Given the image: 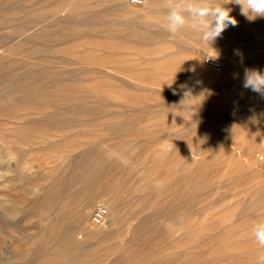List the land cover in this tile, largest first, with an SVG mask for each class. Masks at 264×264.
Wrapping results in <instances>:
<instances>
[{
	"label": "rangeland",
	"instance_id": "1",
	"mask_svg": "<svg viewBox=\"0 0 264 264\" xmlns=\"http://www.w3.org/2000/svg\"><path fill=\"white\" fill-rule=\"evenodd\" d=\"M18 1L17 5L23 7V10L16 14L19 19L15 24L9 22L5 29L11 31L18 27L21 30L17 33L11 32L7 41L5 39L2 44L7 47V44L11 43L10 40L20 41L24 49H20V54L14 57L6 56L7 59L4 57L0 60V264H30L37 257L39 248L54 250L52 245L56 241H48L46 237V240L38 239L42 231H47L50 227V222L62 203V197H59V200H50L48 195L51 191L52 194L60 192L63 180L71 181L77 166L83 162H89L91 168L99 169L114 161L118 167V172L113 175L115 186L111 195L94 197L86 219L91 230L117 232L125 229L131 220L128 218V222H125L120 218L123 214L126 215L128 210L130 214H137V209L131 204L135 199L137 204H133L141 211L140 213L137 210L139 216L150 217V230H158L153 233L151 231V234L147 232L148 236L146 233L141 234L146 236L145 238L150 237V240L152 238L153 243L149 241L148 244L154 245L155 249L162 248L163 252L174 251L181 256L186 255L185 250L177 247L176 243L182 237V231L174 229V221L166 218L169 215L162 211V201L158 198L162 190L171 187L170 183L175 177L185 172L182 162L184 157L173 153L175 140L183 138L189 144L186 152L194 155L193 160L197 158L193 172L198 173L199 170L195 167L199 158L211 155L220 148L214 146L218 131L210 126L212 117L231 116L240 126L253 123L264 125V96L243 88L242 80L229 79V75L217 86L209 87L208 84L200 83L194 68L183 63L186 56H195L192 52L194 44L200 45L188 36L179 41L178 38H172L174 42L176 40L175 44L178 43L177 46L169 43L144 45L121 38L120 35L124 34L122 27L129 20L151 10L148 0H140L138 3L127 0L126 11L121 6V0H79L80 9L71 15L72 19L68 18L67 13H49L42 18L34 11L43 5L51 6L55 0ZM161 1L166 0H155L158 4H162ZM212 2L221 3L222 0ZM156 7L157 4L154 8ZM225 7L232 9L231 16L236 14L233 17L240 19L237 20L240 21L237 26L239 30L230 26L231 31L237 29L232 33L236 32L238 35H225L228 31L225 30L209 47L203 44L202 54H198L200 71L207 74L225 73L224 66L220 72L206 67L203 57L212 55L224 65V57L213 46L219 42H231L235 46L224 55L234 59L236 71L248 68L264 73V17L249 21L241 15L238 5L226 4ZM163 8L169 9L165 6ZM57 20L64 22L57 26L54 24ZM71 20L76 24L74 28ZM41 26L45 30L44 33L48 34L45 38L34 36L42 31ZM151 29L158 33L165 31L162 25H155ZM107 30L119 35L118 38L106 35ZM56 31L66 34L68 40L64 39L65 43H60L59 39L55 38ZM73 31L78 33L74 38L70 35ZM255 34H259L261 38L256 36L257 39ZM5 46L1 47V53ZM166 54L175 57L174 64L155 68L148 63L151 58L163 57ZM147 70L152 71L150 75L158 79L159 84L144 83ZM240 72L244 75L243 70ZM37 87H41V93ZM218 89H224L234 95L230 98L212 97ZM176 94L182 96L185 102L175 101ZM25 96L31 99H20ZM229 101L232 103L224 105ZM212 102H217L221 105L220 108L214 107ZM161 114L166 117L158 118ZM146 115L151 117V121L140 123L138 116L142 118ZM212 141L213 143H210ZM207 142L209 146L206 150L203 149L202 154L194 153L195 147ZM161 152L164 162L159 165ZM210 166L219 168L210 170L212 183L209 187L199 188L198 197L203 199L194 203L192 208L196 212L192 221L198 222V226L202 219L220 212L233 211L238 200L244 203L243 208L247 205L249 207L250 201L243 189L255 182L248 181L249 179L245 182L244 178V181L235 183V176L224 177L222 172L225 162L220 158H212ZM261 169L264 173V168ZM131 173L141 175V184L146 188L145 191L126 186L124 188L123 184L131 177ZM76 188L77 185H72L70 193L73 194ZM171 191H167V194ZM115 193L123 197L122 199L117 195V198H120L118 203L120 208H125H122V211H127L118 214V217L121 215L117 218V224L120 226L117 228V224H111L112 216L107 217L105 226L103 223L93 224L91 214L96 204L104 203L105 198ZM262 195L263 193H260L258 197L261 199ZM75 203L73 206L77 205ZM124 203L127 205L124 206ZM182 204H186L185 198L177 199L174 206L180 208ZM262 204L264 205V200ZM128 205L134 212H131ZM260 209L253 210V214L263 212L262 208ZM125 215L124 220L127 216ZM176 216L179 217V212H176ZM135 221L131 222L136 224L137 220ZM225 226V222H222L221 227L217 228ZM211 233L210 235H213ZM199 234L195 232L190 235V244L194 243ZM133 236L131 237L130 233L122 237L119 235L109 243L120 245L121 242L125 243V238L132 243L136 238ZM63 237L64 233L58 238ZM94 240H80L83 247L91 244L90 247H82L76 252L72 250V255L80 257L83 256L82 253L92 251L91 249L95 248ZM97 249L100 247L95 248ZM108 254L111 256L107 261L117 257L110 252ZM224 262L208 260L194 264Z\"/></svg>",
	"mask_w": 264,
	"mask_h": 264
},
{
	"label": "bare ground",
	"instance_id": "2",
	"mask_svg": "<svg viewBox=\"0 0 264 264\" xmlns=\"http://www.w3.org/2000/svg\"><path fill=\"white\" fill-rule=\"evenodd\" d=\"M17 1L18 0H0V49L1 47L6 45V44H2V42L5 39L7 41L9 35H11V32L17 33L18 31L21 30L18 27L17 29H13V30L11 29V31L5 29L8 27L7 24H9V22H13L14 24L15 22H17L19 17L16 14L19 13L18 11L23 10L22 6L17 5L19 3V1L18 2ZM171 2L172 0H166L162 2L163 4L162 5L161 3L158 4L157 2H155V0H148V5L149 7H151V10L143 14L137 15L135 18L129 20V22L122 27L124 30V34H122V36L120 35V37L123 38L124 40L134 41L136 43H140L144 45L153 44V43H160V44L169 43L177 46L178 43L175 44L176 40L174 42V39L172 38L175 39L178 38L177 41H179V39L188 36L190 39H193L194 41L200 43V45L197 46L196 44H194V46L192 47V52H194L195 56L191 58H188L186 56L183 63L188 67L194 68L195 72L198 73L199 76L198 80L200 81V83L208 84L207 86L209 87L214 85L217 86L221 83L222 80H224L226 75H229V79L235 81H240V80L243 81L244 75L241 74L242 72L240 71L242 70L245 71V69H240L239 71L238 70L236 71V69L234 68L236 64L234 59H232L231 57H226L224 55L227 52V50L235 46L234 43L231 42H224V43L219 42L215 46L212 45L221 54V56L224 57L223 59L224 65L222 66H224L225 68V73L207 74L200 71L198 54L199 55L202 54L203 44L209 47L212 43L209 45L202 42L200 37V32L197 29L192 28L190 25L185 26L175 36H171L167 32L166 17L168 10H165V8L163 7L165 6L168 8ZM127 3H128L127 0H121V4H122L121 6L124 11L127 10L125 7ZM155 4H157L156 8H154ZM79 9H80L79 0H55L51 6L43 5L38 10H34V11H37L38 13L36 12V14H38L42 18L47 16L49 13H52L54 15L67 13L68 18L70 19L72 17L71 15H73L75 11ZM34 11H31V13L35 14L33 13ZM24 12L26 11L24 10ZM235 15L236 14H234L233 16ZM236 20H240V19L236 18ZM71 21L74 28L75 22L73 20ZM61 22H64V20H57L54 24L57 25ZM239 22L240 21H238V25ZM262 22L264 23V21ZM155 25L164 26L165 31L162 33L155 32L154 30L151 29ZM71 26L69 28L73 30ZM257 26H259L258 23ZM257 26H255V28ZM236 28L234 29L237 30L238 28L237 29ZM41 30H42L41 32L35 34L34 36L37 35L38 37H42V36L44 38L47 37L48 34L46 35L44 33L45 30L43 29L42 26H41ZM233 30L231 31V28L229 26L226 29L227 33H225V35H229V36L238 35V33L236 32L232 33ZM110 31L111 30L109 31L107 30L106 35L114 36L115 38H118L119 35ZM55 34H56L55 38L59 39L60 43H65L64 39L68 40L65 37L66 34H62V32L60 31H56ZM77 34H78L77 32L73 31V33H71L70 35H72L74 38ZM256 36L257 34H255V37ZM259 36L260 35L258 34L257 37L260 39L261 37ZM10 41L11 43L7 44V47L5 46L6 48H4L3 52L2 53L0 52L1 54L0 60L4 57L6 58V56L14 57V55L20 54V51H22L20 49L23 48L21 47L23 43H21L20 41H13V42L12 40ZM174 58L175 57L173 56L170 57V54H166L163 55V57L151 58L152 60H150V62L148 63L154 65L155 68H163L164 66L170 65L171 63L174 64L175 62ZM102 70L106 71L105 69ZM151 72H152L151 70H147V73H145L146 77L144 83L146 85L159 84L157 82L158 79L150 75ZM128 87L130 86L128 85ZM40 89L41 87L38 88V92H40ZM215 91L216 94L212 97L225 96L230 98L234 95L228 91H225L224 89H218ZM40 93L38 94L41 95ZM155 94L160 96V94L157 93ZM26 97L27 96L20 99L24 100ZM27 99H31V98L27 97ZM174 99L175 101L179 100V102L180 101L182 102L184 98L176 94L174 95ZM183 102H185V100ZM231 103L232 102L229 101L224 105H228ZM212 105L217 108H220L221 106L217 102H212ZM224 105H222V107ZM138 117H139L138 121H140V123L142 124H144V122L147 123V121L148 122L151 121L150 120L151 117L148 115L142 118H140V116ZM162 117L164 118L166 116L161 114V117L158 118H162ZM210 126L211 128L218 131V139L217 141L214 142L215 143L214 146L216 147L219 146L220 147L219 150L217 149L218 151H214L211 155H206L199 158L198 160L199 163H197L198 165L195 167L199 170V172L194 173L193 169H194V165H196L197 161L195 162V160L197 158L193 160L192 157L194 155L186 152V149L188 148L189 144L186 143V140H184L183 138H180L179 140H175L176 144L174 145L175 147L173 153L176 155L180 154L184 157L182 158V162H184L185 172L182 175L178 173L179 176L176 174V176L178 177H175L172 183H170L171 187L169 186L167 190L165 189L166 191L162 190V192H160L158 195V198L160 197L159 199L162 201L161 204L162 211L166 212L167 215H169L166 218L172 222L174 221V226H175L174 229L176 228L177 230L182 231L181 232L182 237H180L176 241V243H177V247H181V249L185 250L186 255L181 256L175 253L174 251L163 252L162 248L155 249L153 248L154 245L151 244L149 245L148 242L149 241L151 242L152 238L150 240V237L145 238L146 236L143 237L142 235L146 233L148 236L147 232L150 233L152 231L149 228L151 227L149 225L151 224V222L148 220V218L150 217L145 218L142 214L141 215L143 217L139 216L140 214H138L137 212L138 208H136L137 205L133 204V202H135V199L134 200L131 199L133 200V202L131 201L130 202L132 206L135 207V210L137 209L136 210L137 214H135V212L132 210L133 208L130 209L131 206L129 205L128 208L131 210V212L134 213L130 214V211L128 210L127 207L126 208L129 214L127 213V211L125 212L124 211L125 208L123 206L120 208L121 205H119L120 203H118L120 198L123 199V197H120L118 193H115L113 196H110L109 198L107 199L105 198L103 200L104 204L108 209L107 217L112 216L111 224L114 226L119 222L117 218H119L121 215L118 217V214L119 212H123V211H124L123 213H127L128 215L126 214L127 215L126 216L125 214H123V216L124 215L126 216L125 217L126 219L124 220L123 216L120 219H123V221L125 222H128L129 219L131 221L137 220V223L134 224V222L129 221L130 224L128 223L125 229L118 230L117 232L115 230H114L115 232L113 231L109 232L108 230L105 231L91 230L90 227L88 226L89 224L87 225L86 219L91 210L94 197L104 194L111 195L112 189L115 186V180L113 175L114 173L118 172L116 171L118 167L114 161L105 164L104 166L107 165L105 168H99V169L91 168L89 162L87 163L83 162L79 165V167L77 166L76 168L77 170L74 171L75 173H73L74 176L71 181L63 180V183L61 184L60 187V192L56 194H52L53 192L51 191L49 195L47 194L48 196H50V200H57V199L59 200V197H62V203L60 204V207L56 212L55 217L50 222L51 223L50 227H48L47 231H42V233L38 236V239H43L46 237L48 241L53 240V242L54 241L56 242H54L53 245L51 244L54 248L53 251H49L45 247L41 249L39 248L37 252V257L35 258L34 261L30 262V264H96L103 262H105V264H110L111 262H112L111 264H177L178 261L180 262V264H194L208 260L211 262H217L221 260L222 262L225 261L226 264H256L258 256L261 253H264V249H262L257 244V242L255 241L252 235L253 225L258 221L264 220V205L263 204L261 205V202L264 200V173L262 172L261 169L264 168V125L253 123L252 125L240 126L238 122L235 121V119L231 116L230 117L215 116V118L212 117V120L210 121ZM203 143H200L198 147H195V151H194L195 154H202L203 149L206 150V147L209 146L208 142L205 145H203ZM210 143H213V141ZM159 155H160L159 165H162L164 162L162 152ZM212 158H220L225 162V169L224 172H222V175L224 177L229 178V176L231 175L235 176L236 177V179L234 180L235 183H240L241 181H244L243 180L244 178H245V182H248L250 180L251 182L255 180V182L248 185L245 189H243V193L247 198H249L248 199L250 201L249 207L248 205L247 207H245L246 206L245 203L244 206L245 208H243L242 206L244 205V203H242L241 200H238L236 202L237 204L234 207L235 209L233 211L224 212V213L220 212L211 217L210 216L207 217V219L205 220L202 219L201 221L202 226L200 224L199 226H201V228H199V226L197 225L199 223L192 221V218L196 214V212L192 208L194 207L193 206L194 203L203 199V197L202 198L198 197L199 195L197 194V191L199 190V188L205 186L209 187L210 184L212 183L209 177L210 170H216L219 168V167L210 166ZM130 176L131 177L128 178V180L125 181V183L123 184L124 188L126 186V188L132 187L135 190L145 191L144 189L146 188H144V186L141 184L142 183L141 175L131 173ZM247 179L249 180L247 181ZM74 184L77 185V188L72 194L70 193L69 189ZM124 188L122 187V190ZM170 190L172 191L169 192V194H167V191ZM260 193H263L261 199L258 197ZM117 195L120 198H117ZM181 198L186 199V204L184 205L182 204L183 206L181 207L179 206L180 208H176L174 206V203L177 201V199H181ZM122 201L120 202L123 205ZM74 202H76L77 205L73 206ZM127 202L129 201L127 200ZM135 203L137 204V202ZM126 205L127 204L124 203V206ZM122 208H124L123 211ZM260 208H262L263 212L258 213V215H255V213L253 214V210L256 211ZM139 212L141 213V211ZM176 212H179V217L176 216ZM107 217L102 224L103 226L106 225ZM177 220L180 221L178 224H175ZM216 222L219 223L217 224ZM222 222H225L226 224L224 228H220ZM122 224L123 222L121 223V225ZM119 226L120 225L117 224V228ZM217 226L220 227L217 228ZM215 230L217 231L215 232ZM155 231L158 232V230L156 229L151 233ZM195 232H198L200 234L198 235L197 238L195 237L196 238L195 240L193 239L194 243L190 244L189 237L192 233ZM63 233L65 234V237L59 239L58 237ZM127 233H130L131 237L135 235L136 237L134 238V240L136 239L135 242L133 240L131 243V241H129L128 238L127 239L125 238V243L122 244L121 242L120 245H113L109 243L111 240L113 241V239L116 236L120 235V237H122L124 234ZM210 233L213 235H210ZM139 235H141L142 237L140 238ZM89 238L93 240L97 239V241L94 240L95 243L93 245L95 246V248L100 247V249L95 250V248H92L91 249L92 251H89L87 253L84 252L82 253L83 256L81 255L80 257H77L79 255L77 256L72 255L73 254L71 253L72 250H75L73 252H76L77 249L80 250L82 249L83 244L82 242L79 241L80 240L86 241ZM130 240H132V238ZM151 243H153V241ZM89 245L84 247L85 248L90 247ZM196 248L197 250H195ZM109 252L117 256L115 260L107 261V259L111 256L108 254Z\"/></svg>",
	"mask_w": 264,
	"mask_h": 264
},
{
	"label": "clouds",
	"instance_id": "3",
	"mask_svg": "<svg viewBox=\"0 0 264 264\" xmlns=\"http://www.w3.org/2000/svg\"><path fill=\"white\" fill-rule=\"evenodd\" d=\"M133 2L138 3L140 0ZM226 4L238 5L241 15L249 21L264 17V0H222L221 3L212 0H172L166 17V31L175 36L185 26L190 25L200 32L202 42L210 45L229 26H238L236 18L230 15L232 9L225 7ZM242 87L264 96V73L246 68ZM252 235L264 249V220L253 225ZM256 264H264V253L258 256Z\"/></svg>",
	"mask_w": 264,
	"mask_h": 264
},
{
	"label": "built area",
	"instance_id": "4",
	"mask_svg": "<svg viewBox=\"0 0 264 264\" xmlns=\"http://www.w3.org/2000/svg\"><path fill=\"white\" fill-rule=\"evenodd\" d=\"M203 64L206 67L217 72L222 71L223 68L220 60L216 59L212 55H206L205 57H203ZM107 214H108V209L106 205L103 202H98L91 214L92 223L96 225L102 224L105 221Z\"/></svg>",
	"mask_w": 264,
	"mask_h": 264
}]
</instances>
